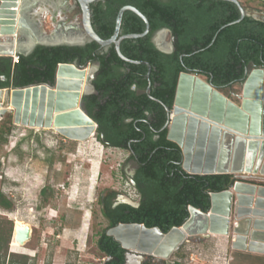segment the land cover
Here are the masks:
<instances>
[{"label":"trees","instance_id":"16d2710c","mask_svg":"<svg viewBox=\"0 0 264 264\" xmlns=\"http://www.w3.org/2000/svg\"><path fill=\"white\" fill-rule=\"evenodd\" d=\"M128 4L142 11L151 27L143 36L123 38L120 49L129 59L152 65L150 95L147 93L148 65L124 60L114 44L107 48L97 41L84 45H37L30 54H19L16 63L10 56H0V88L41 82L54 84L57 67L62 62L82 65L99 62L93 79L96 92L83 98L86 111L98 122L96 137L104 145L136 154L141 164L137 180L148 186L157 198L163 195L167 201L163 210L169 220L156 222L142 213L143 208L127 205L113 208L114 193L101 195L100 211L108 226L97 240L99 250L106 257L100 264H126L127 250L107 233L110 227L121 222H139L168 232L187 220L189 205L208 211L211 193L226 189L234 177L228 173L190 174L183 169L182 149L168 139L166 127L167 107L173 108L180 73L189 70L206 74L222 91L244 81L246 69L252 63L264 66V20L250 15L241 18L240 7L234 1L98 0L91 5L92 23L102 38L108 39L114 34L118 12ZM164 27L175 37L172 53L161 51L152 39ZM145 29L146 22L140 15L131 9L124 11L120 35L142 33ZM8 121L14 124L12 119ZM5 128L0 124V146L7 143L11 131V127ZM154 201L148 198L144 207L155 210ZM0 206L7 210L15 207L2 194ZM128 208L129 213L125 211ZM13 228L14 224L9 243ZM0 264H4L1 256Z\"/></svg>","mask_w":264,"mask_h":264},{"label":"water","instance_id":"95a60500","mask_svg":"<svg viewBox=\"0 0 264 264\" xmlns=\"http://www.w3.org/2000/svg\"><path fill=\"white\" fill-rule=\"evenodd\" d=\"M76 1L82 13L81 23L60 18L50 32L38 26V18L29 11L31 7L25 8L18 37L22 43L20 49L0 51V56L11 57L15 53L28 55L37 45H84L97 41L104 48L114 44L119 55L126 61L146 63L150 82L152 65L147 61L129 59L120 49L123 38L143 36L150 31L147 16L136 6L124 5L118 12L114 34L105 39L98 34L92 23L91 5L98 0ZM231 1L239 5L241 18L247 15L238 0ZM127 9L144 19V32L120 35L123 13ZM1 31L0 24V34ZM47 33H60L65 37L57 41L39 38ZM160 33L172 31L166 27L161 28L152 38L157 48L172 53L175 50L174 40L166 41L162 37V43L167 45L164 47L159 40ZM14 37V34L8 35L9 39ZM30 38L32 41L28 43ZM215 39L216 36L211 44ZM99 66V62L84 65L77 62L60 63L55 76V82L58 80L56 89L48 82L0 88V119L9 110H13L15 124L56 128L71 140L88 139L97 133L99 125L86 111L83 98L96 92L93 79ZM262 71L264 66L257 65L247 70L240 104L229 99L199 72L186 70L180 73L173 108L167 107L169 119L166 127L168 139L182 149L183 169L190 174L228 173L234 177L226 189L211 193L208 211L189 205L187 220L181 226H173L168 232L159 226L148 227L139 222H121L110 227L107 233L114 236L129 253H139L158 260L167 259L180 249L186 239L203 234L230 236L234 249L264 253V185L238 178L239 174L264 175V93L260 94L262 91L259 88ZM59 75H63V78L59 79ZM85 77L89 88L82 91ZM254 87H257L255 91ZM257 89L258 93L255 94ZM147 93H151V82ZM177 230H182V233L177 238H171ZM31 235L29 224L18 227L17 240L22 245L30 240Z\"/></svg>","mask_w":264,"mask_h":264},{"label":"rangeland","instance_id":"374dc122","mask_svg":"<svg viewBox=\"0 0 264 264\" xmlns=\"http://www.w3.org/2000/svg\"><path fill=\"white\" fill-rule=\"evenodd\" d=\"M50 1L59 2L63 11L59 13L51 8L52 13L39 19L38 26L47 32L54 29L53 22L62 18L61 15L67 21L81 16L76 0H47ZM238 1L246 12L264 19V0ZM166 40H172V33L166 34ZM201 76L208 80L206 74ZM222 92L240 104L243 82L234 83ZM3 117L0 124L11 127V131L7 143L0 146V194L15 207L7 210L0 206L2 261L4 264H100L106 257L99 250L97 240L108 223L100 211L99 199L110 189L133 190L128 178L134 167L128 158L129 150L104 145L96 134L77 141L65 137L56 128L12 125L8 120L14 122L13 110ZM238 178L264 185V175L239 174ZM18 220L32 228L31 238L24 245L17 240ZM225 237L203 234L188 238L167 259L136 253L128 256L126 264H230L232 248Z\"/></svg>","mask_w":264,"mask_h":264},{"label":"bare ground","instance_id":"6f19581e","mask_svg":"<svg viewBox=\"0 0 264 264\" xmlns=\"http://www.w3.org/2000/svg\"><path fill=\"white\" fill-rule=\"evenodd\" d=\"M1 1H2V5L0 6V24L2 25V31L0 34V51H6V50H10V49H13V50L15 49L17 51L18 49H20V45L22 43L18 41V37H19L18 33L22 29V27H21V22H22L21 16H22V13H23L25 8L31 7L29 9V11H31L32 16H34L35 18H38V20L40 19V21L43 19V16H47V14L52 13L53 12L52 9L57 10L59 13H62V11H63V9L60 8V6H59V2H56V1L55 2L54 1L53 2H51V1L47 2V0H1ZM35 5H37V7ZM65 7H67V6H65ZM8 13H9V15H8ZM54 15H55V13H54ZM61 16H62V18H64L63 15H61ZM53 17H55V16H53ZM73 20L76 21L77 24H80L82 21V13H81L80 17L77 16V17L73 18ZM56 22L55 21L53 22L54 27L57 26ZM10 27H12V28H10ZM8 31H11L10 34H14L15 37L9 39L8 35H10V34L8 33ZM64 37H65V35H60V33H56L55 35L54 34L49 35V33H47L46 35L42 34V36H39V38L42 40L51 39L52 41H57V40H60L61 38H64ZM162 37L166 38V34L160 33V36H159L160 41H161ZM164 40H166V39H164ZM31 41H32V39L30 38L27 42L29 43ZM160 43L164 47L167 46L166 44H163L162 41ZM25 44L27 45V43H25ZM62 76L63 75H59V77H60L59 79L63 78ZM260 76L261 77H260V81H259L260 82L259 88L262 91L260 94H262V93H264V71H262V74ZM57 81L58 80H56V82ZM56 82L53 85H51V87L56 89V85H57ZM187 82H189V80ZM48 86H50V85H48ZM88 88H89V86L87 84V77H85L84 82H83L82 91H85ZM256 88L257 87H254L253 91H255ZM258 90L259 89H257L255 94L258 93ZM172 114H173V116H175L174 112ZM15 224H16L15 229L17 232L18 227H24L27 223L18 220L15 222ZM181 233H182V230H177L176 232L173 233L171 238H177V236L180 235Z\"/></svg>","mask_w":264,"mask_h":264},{"label":"flooded vegetation","instance_id":"af4514ba","mask_svg":"<svg viewBox=\"0 0 264 264\" xmlns=\"http://www.w3.org/2000/svg\"><path fill=\"white\" fill-rule=\"evenodd\" d=\"M35 6L37 7V5H35ZM246 13H247V15H250L253 18L259 19L255 15L249 14L248 12H246ZM261 20H264V19H261ZM38 25H39V23H38ZM172 39L174 40V43H175V37L173 35H172ZM254 65L255 64L252 63L250 68H247L246 70L249 71L250 69H252L254 67ZM128 158H129V161L131 163H133V165H134L131 173H129V175H128V178L130 179V186L133 188V190L110 189L106 193H102L101 195L107 196L109 194L114 193L111 200H112V207L115 209L120 207V206H125V205L130 206L132 208H137V209L143 208L142 213L145 216H147L148 219H152L153 221H156V222H166L169 219H167L168 217H166V213L164 212L163 208H165L164 205L167 203V201L164 199L163 195L157 198L156 195H153L151 193V189L148 186L142 185L141 183H139V180H137V176L140 174L139 172L141 171V164L139 162L138 156L136 154H134L133 152L129 151V157ZM148 198H152L155 200L154 205L157 207V208L155 207V210L149 209L148 207H144L145 202L148 200ZM188 209H189V207H188ZM125 211L127 213H129L131 210H129V208H128ZM136 213L137 212H134V214H136ZM175 213H177V210L175 211ZM102 215H103V213H102ZM133 254L134 253H129V251H127L126 261L129 259L128 256L133 255ZM148 257H151V256H148ZM134 258L135 257H133L132 260H134ZM151 258H153V257H151Z\"/></svg>","mask_w":264,"mask_h":264},{"label":"crops","instance_id":"0c3cea01","mask_svg":"<svg viewBox=\"0 0 264 264\" xmlns=\"http://www.w3.org/2000/svg\"><path fill=\"white\" fill-rule=\"evenodd\" d=\"M209 236H222L226 235H209ZM225 238L229 239L231 252V262L230 264H264V253L263 252H253L249 250H238L234 249L231 244V237L226 236Z\"/></svg>","mask_w":264,"mask_h":264},{"label":"built area","instance_id":"2783aa9c","mask_svg":"<svg viewBox=\"0 0 264 264\" xmlns=\"http://www.w3.org/2000/svg\"><path fill=\"white\" fill-rule=\"evenodd\" d=\"M13 58V63H16L19 61V54L18 53H15L11 56Z\"/></svg>","mask_w":264,"mask_h":264}]
</instances>
